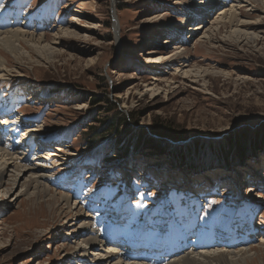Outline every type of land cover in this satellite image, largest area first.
Wrapping results in <instances>:
<instances>
[{"label":"rangeland","instance_id":"374dc122","mask_svg":"<svg viewBox=\"0 0 264 264\" xmlns=\"http://www.w3.org/2000/svg\"><path fill=\"white\" fill-rule=\"evenodd\" d=\"M199 1L0 0L8 11L3 36L18 29L52 42L42 55L27 47L19 62L7 55L8 75L0 79L1 153L9 148L12 156L5 159L17 160L26 176H41L73 205L71 213L60 207L55 220L35 212L33 190H22L25 179L11 187L10 170L0 187V264H95L106 261L108 251L143 255L144 246L102 237L100 250L89 251L84 224L129 226L175 243L197 215L195 231L207 232L200 244L189 238L186 247L173 245L174 258L246 248L251 259L244 264H264V14L246 4L234 8L248 32L255 24L252 42L215 27L225 23L218 11L229 2L220 0L208 17L204 11L208 22L201 13L188 19L186 8L206 6ZM89 2L93 9L82 6ZM44 7L50 13L42 21ZM152 15L160 16L159 26L149 21ZM202 22L212 29L208 37L189 34ZM68 28L75 37L57 36ZM33 93L43 98L33 101ZM113 117L121 126L102 133ZM28 129L31 140L16 144ZM164 129L175 136L173 149L145 147L146 139L160 141L154 132ZM95 138L102 142L98 148L91 147ZM137 140L144 146L139 152ZM197 145L204 151L197 153ZM238 147L247 155L256 151L241 165ZM156 173L161 183L151 177ZM210 239L218 246L208 247Z\"/></svg>","mask_w":264,"mask_h":264},{"label":"bare ground","instance_id":"6f19581e","mask_svg":"<svg viewBox=\"0 0 264 264\" xmlns=\"http://www.w3.org/2000/svg\"><path fill=\"white\" fill-rule=\"evenodd\" d=\"M223 1H226V3L229 2V5L228 4H223V5L219 4L220 0H209L207 3H205L206 1L204 2L203 0L199 1L200 3L198 2L197 4H199V5L205 4L206 6L203 7V9H198V8L196 9V8H191V7L186 8L185 9L186 17L188 19L189 18L193 19V18L198 17L199 14L201 13L200 16H203L202 19L204 20V22H208V21H205L204 15L206 12L204 13V15H202L203 12L209 9V11H207V13H206V15L208 17V16H210L209 12L212 11L213 8L218 7L217 5H222L223 8L218 11V14H219V17L222 16L220 21L225 20V23L222 24L221 22H217V23H215L216 24L215 27L218 29L219 26L222 25V27L224 29H230V35H234L238 39L241 37H244L247 40H250L253 42L255 40V37H258L257 28L255 27V24H254V28H252V30H250V32H248V29L246 28V26H248V25H245V24L241 25L240 24L241 21H240L239 17L237 16L236 10L234 8H237V7L240 8L246 4L248 6H251L252 9H254V10L258 9L261 13L264 14V0H223ZM82 6H87L86 8H88V9L94 8L93 2H89V5H88V3L87 4L83 3ZM43 9H44V11H42L41 14L38 15L40 18L39 20H42V21H44L45 18L47 17V15L50 13L49 7L48 8L44 7ZM6 12H8L7 7L1 6L0 7V79L5 78V76L8 75V68L10 65L9 60H8V56H14V58L17 60V62H19L21 59H24V57L26 55V54H24V51H25V49H27V47L30 48V50L37 49V51H39V50L44 51V49H45V51H46V50H48V47L50 46L49 43H52L50 41V37H48V36H38L37 37V35H30V33H27V32L21 33L18 31V29L16 30L17 32H11L10 34H8V35L4 34V36H3L1 31L5 26L4 21H6L5 20L6 17H4V16H6L5 15ZM152 16H154V17H152V19L150 18L149 21H153L154 22L153 24L155 27L159 26L158 23L160 20V16H156V15H152ZM73 22H76V19H74ZM204 22H202L196 26H193V27L191 26L190 30L188 29L187 31L189 32V34L191 32L192 35H195V36L199 35L203 31H205L203 38L208 37L209 36L208 32H210L212 29L208 30L207 29L208 26L203 24ZM240 26H242L243 29L239 28ZM116 31L118 32V29ZM196 32H199V34L198 33L195 34ZM57 34H58L57 36L61 35L62 37H68L70 35L73 36L75 34V32L70 31V28H68V29L62 30L61 32H58ZM74 37H75V35H74ZM188 38H189V36L186 39H188ZM247 40H244V41H247ZM59 41H61V39ZM167 43H169V42L167 41ZM167 43H165V44H167ZM209 43H211V42H209ZM50 47H52V46H50ZM178 49H183V47H180ZM184 50L185 49H183V51ZM40 51L38 53H40V55H42V53ZM180 54H183V52L182 51L177 52L175 54V56H179ZM183 73L185 75H189V74H191V71L185 70V71H183ZM198 73L200 74L201 72L199 71ZM204 73H206V72H204ZM34 95H35L34 93L31 95V96H33L32 97L33 101H38V100L43 98V96L41 98L40 97L36 98ZM38 95L41 96L40 91H36V96H38ZM44 95H45V93H44ZM16 117H17V120L15 121V123H21L22 117L20 115L16 116ZM11 126H14V124H12ZM30 132L31 131H29V129L27 131H24L22 133V137H21V135H19V137H16L17 140L15 143L19 145L20 143H25V142L31 140L32 136H31ZM11 133H13V132H11ZM24 148H26V147H24ZM1 151H2V149H0V187H2L1 185L3 183L4 176L7 173H9L11 170V172H10V178H11V180H10L11 185L10 186L11 187L14 185H17L18 183H21L22 180L25 179V181H23V183H21L22 190H25L26 193H29L30 190H33V192L30 195V197H31L30 199H31V203L34 205V209H35L34 211L35 212L46 211L47 212L46 214H48V217L50 219H52L54 217V220H55L56 214L58 213L60 207L62 208V210L68 209L69 211H67V212L71 213L73 205L71 204L70 200L66 196H64L62 194L55 193L54 191H52L48 187H46V184L44 185L42 183L43 180H42L41 176L36 177L34 173L30 174L29 176H26L25 175L26 171L22 170L20 164L14 165L15 164L14 162H17V160L15 161V159H14L13 163H10L9 162L10 159H5L7 156H12L9 154V148L3 149V151L5 153H8V155L2 154ZM11 187L9 188L10 191L12 189ZM250 188H253V187H250ZM231 190H232V188H231ZM17 196H19V195H17ZM60 214H62V213H60ZM60 214H58V215H60ZM196 217H198V215ZM196 217L194 218V220L189 222V224L187 226V231L184 234V236L186 238L185 237H183V239L179 238L180 240H177L175 243L172 241L171 238H168L166 236L165 237L155 236L154 234H150V232L145 233L141 229L137 230V229H134L133 227H132L133 229H131V228H129V226H122L121 227V226H116V225L111 224V223L110 224H103V223H101V221H96V224H94V225L84 224V228H83L84 232H86L88 230H90V231H89V234L87 235L88 236L87 239L83 240V238H82V241H85L87 243V246L89 247V251H91L93 249H94V251L100 250V248L102 247L101 245L104 244L102 241H98V239L101 237L103 239H109L110 241L115 240L114 243H118L116 240H120V241L126 240L128 242V244L131 245L134 249L139 248V246H144V248L147 249L146 253H144L143 255L141 253H139V251H134V254L132 256L128 255L127 253H121V252H115V253L111 252L110 253L108 251V255L106 256L107 257L106 261H104L105 259H102L101 261H98L95 264H106V263L107 264H121L122 262H123V264L125 262L130 263V264H140V263H143L145 261H150V262H153L154 264H244L246 262V260L248 262L251 259V254H250L251 250L248 251L246 248L243 250L248 251V252H245L244 254H243V250H240V249H239L240 251H237V252H235V251L234 252L233 251H230V252L220 251L219 252L217 250V252L212 251V252L201 254V255H196V254L193 255L191 253H186V254L184 253L185 255H183L182 257L174 258V256H178V254H176V255L174 254V252H176V251L172 250L173 245H174V247H175V245L186 247L187 245H189V243H188V241L190 240L189 238H191L193 240H194V238H196V242H197V239H199V244H200L201 243L200 240L202 239L201 234H204L207 232L204 229H200V230L196 229V231H195V227H196V223H197ZM91 224H93V223H91ZM176 229H177V227H176ZM179 230L181 231L182 229L179 228ZM184 240H186V244H184ZM214 243H217V241L210 239L208 241V244H209L208 247H211L212 245L214 247L218 246L217 244H214ZM83 244H84V242H83ZM195 244L192 245V250H194V251H195V248H198V247H196ZM193 246H194V248H193ZM230 246H233V244ZM185 247L182 249L180 247L179 251L180 252L182 251V253H183L186 250ZM170 250H172L173 252H171ZM166 252H169V253H166ZM87 254H88V250L87 249L83 250V255L86 258H88ZM86 260H88V259H86ZM132 261H134V262L131 263Z\"/></svg>","mask_w":264,"mask_h":264},{"label":"trees","instance_id":"16d2710c","mask_svg":"<svg viewBox=\"0 0 264 264\" xmlns=\"http://www.w3.org/2000/svg\"><path fill=\"white\" fill-rule=\"evenodd\" d=\"M45 93V92H44ZM51 94H49L48 96H50ZM96 102V101H95ZM109 112H112V111H109ZM121 126V123H120V121L118 120V118H116V117H113V118H111L110 120H108V122H107V124L105 125V128H103V131H101L102 133L105 131L106 132V130H108L109 129V127H110V129L111 130H114L115 132L118 130V128ZM130 128H128V130H129ZM110 131V130H109ZM108 131V132H109ZM129 131H131V129L129 130ZM107 132V133H108ZM263 132V131H262ZM155 133V135H156V138H158V139H160V141H155V140H144V142H142V140L139 142L138 140H137V143H139L138 144V146L137 147H134V150L136 151V152H139L140 150V147H144L143 146V144L145 145V147H151V148H159V149H167V148H169V149H173L174 147H175V145H176V143L174 144V140H176V139H174L175 138V136H173V134H172V132L171 131H169V129H164V130H160L159 132H154ZM264 133V132H263ZM101 134V133H100ZM162 134V135H161ZM262 134V133H261ZM164 135V136H163ZM165 137H169V138H171L172 139V142L173 143H170V144H168V143H165L166 141L164 140L165 139ZM140 138V137H139ZM179 140H181V139H179ZM141 142L143 143V144H141ZM162 143H165V146L164 145H161ZM102 144V142L100 143V141L99 140H97L96 138L94 139V140H92V142H91V147H96V148H98L100 145ZM232 144V143H231ZM139 145H140V147H139ZM96 148H94V149H96ZM177 148V147H176ZM232 148V147H231ZM194 149H196V151H197V153H201L202 151H204L203 150V147H202V145H197L196 146V148H194ZM230 149V148H229ZM236 149V148H235ZM233 150H234V148H233ZM247 148H245V147H238L237 148V151H238V156H237V162H238V164L240 163L241 165L245 162V161H247L248 160V156H250V153L253 151V150H255L256 151V149H253V150H250V153L247 155ZM167 152V151H166ZM169 152V151H168ZM133 153H135L133 150L132 151H126V155H127V157L129 158V157H131V155L133 154ZM253 153V152H252ZM247 155V156H246ZM177 157H179V156H177ZM230 158V151L229 150H226V152H225V154H224V158L223 159H226V160H228ZM180 161V160H179ZM222 159L220 160V163H222ZM181 162V161H180ZM176 163L178 164V162L176 161ZM217 163H219V162H217ZM219 163V164H220ZM224 163V165H225V167H228V164H230V163H227V162H223ZM222 163V164H223ZM221 164V167H223V168H225L224 167V165H222ZM182 165V163H179V167ZM228 169V168H227Z\"/></svg>","mask_w":264,"mask_h":264}]
</instances>
